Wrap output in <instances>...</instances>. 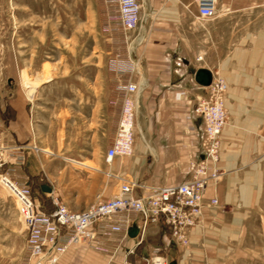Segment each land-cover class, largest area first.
I'll return each mask as SVG.
<instances>
[{"label": "crops", "instance_id": "crops-1", "mask_svg": "<svg viewBox=\"0 0 264 264\" xmlns=\"http://www.w3.org/2000/svg\"><path fill=\"white\" fill-rule=\"evenodd\" d=\"M141 13L127 44L130 80L138 87L131 155L105 160L117 123L108 94L114 84L106 85L105 95L81 94L58 104L38 98L42 86L30 87V94L22 89L5 101L1 124L17 150L26 144L20 162L25 179L50 182L70 211L112 198L124 181L145 186L133 194L146 195L187 180L191 162L203 157V123L193 109L208 97L195 80L204 70L226 86L216 163L221 177L203 194L205 204L216 199L217 205L202 208L199 223L186 230V245L174 241L161 220L144 225L133 213L124 232L98 234V247L71 245L53 264H145L153 256L167 264H264V0H215L212 18L199 16L193 0H144ZM61 116L62 146L28 151L45 134L56 137ZM76 129L89 142L105 134V149L96 147L91 158L88 148L72 150ZM133 225L138 232L130 238Z\"/></svg>", "mask_w": 264, "mask_h": 264}, {"label": "rangeland", "instance_id": "rangeland-1", "mask_svg": "<svg viewBox=\"0 0 264 264\" xmlns=\"http://www.w3.org/2000/svg\"><path fill=\"white\" fill-rule=\"evenodd\" d=\"M114 12V0H0V110L20 90L30 94L28 89L32 86H42L38 98L55 104L79 98L81 94L105 95L106 85L115 82L108 59L128 51L122 33L106 27L116 25L114 19L107 23V17ZM94 85L98 91L93 89ZM112 90L108 91L111 99ZM63 122L61 116L55 124L54 139L45 134L30 144L32 149L28 151L34 152V147L49 151L53 144L61 147ZM78 125L75 123L76 128ZM74 133L72 150L88 148L91 151L86 157L91 158L96 147L105 149V134L102 139L89 142L79 137L77 129ZM12 144L0 121V175L7 170L15 182L26 183L33 189L32 194L39 201L42 192L37 186L50 182H28L20 167L26 144L18 150ZM81 156L72 155L78 159ZM25 243L26 232L17 204L0 181V264H32Z\"/></svg>", "mask_w": 264, "mask_h": 264}, {"label": "built area", "instance_id": "built-area-1", "mask_svg": "<svg viewBox=\"0 0 264 264\" xmlns=\"http://www.w3.org/2000/svg\"><path fill=\"white\" fill-rule=\"evenodd\" d=\"M115 12L108 16L116 21L109 29L120 31L123 42L128 44V33L142 23L144 0H114ZM199 16L212 18L215 0H193ZM133 62L125 51L108 59L109 70L115 82L110 105L117 109V123L113 139L105 155L106 162L116 156L132 153L135 102L138 87L131 82ZM208 97L195 105L193 112L201 118L204 135V154L193 160L189 178L175 186L152 188L146 195L135 196V188L145 191V186L134 182H120L118 193L108 200H96L81 211H70L59 197L42 193L51 205L46 211L32 194L26 183H17L6 170L0 175L3 187L17 204L19 217L26 232L25 248L30 260L38 264H53L71 245L98 247V234L108 237L124 232L130 215L140 214L143 223L161 220L170 231L171 238L180 245L187 244L186 230L199 223L204 206H216L217 200L203 202V194L209 185L215 186L221 177L216 163L219 158L220 133L227 119L223 96L226 86L222 78L211 77L205 87ZM145 264H167L160 256H153Z\"/></svg>", "mask_w": 264, "mask_h": 264}, {"label": "water", "instance_id": "water-1", "mask_svg": "<svg viewBox=\"0 0 264 264\" xmlns=\"http://www.w3.org/2000/svg\"><path fill=\"white\" fill-rule=\"evenodd\" d=\"M195 80L203 86H207L210 83L211 76L204 70H199L195 74ZM40 189L44 193H49L51 189L47 185H41ZM138 232V228L136 226H131L127 229V235L130 238H133L136 236ZM169 264H175L174 262H170Z\"/></svg>", "mask_w": 264, "mask_h": 264}, {"label": "trees", "instance_id": "trees-1", "mask_svg": "<svg viewBox=\"0 0 264 264\" xmlns=\"http://www.w3.org/2000/svg\"><path fill=\"white\" fill-rule=\"evenodd\" d=\"M33 192V189H31ZM37 190L41 193L40 188L37 186ZM42 196L40 197V202L43 204V207L46 211H50L51 210V205L49 204V202L47 201V199L43 196V194H41Z\"/></svg>", "mask_w": 264, "mask_h": 264}]
</instances>
